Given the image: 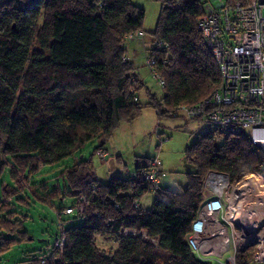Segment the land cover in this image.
Listing matches in <instances>:
<instances>
[{"label":"trees","instance_id":"1","mask_svg":"<svg viewBox=\"0 0 264 264\" xmlns=\"http://www.w3.org/2000/svg\"><path fill=\"white\" fill-rule=\"evenodd\" d=\"M160 2L146 47L164 80L157 97L125 59L126 36L143 30L146 13L131 0H0V251L29 238L28 215L16 207L40 201L56 207L58 236L65 241L45 254L21 251L27 264H211L187 236L212 172L230 179L246 171L264 175V152L246 130L211 126L196 134L183 152L193 170L185 172L186 185L178 190L152 188L143 177L157 158L149 156L136 157L132 174L112 175L107 183L97 178L90 158L62 170L63 189L32 182L42 165L93 139L96 154L106 152L113 131L143 108L159 119L180 116L179 105L196 104L216 88L218 67L198 28L208 2ZM161 42V49L154 48ZM143 88L147 102L138 97ZM149 189L156 194L144 208L138 200ZM66 195L72 203L54 205L55 197ZM67 208L82 219L79 224L63 225L60 215ZM96 237L114 239L116 249L99 247ZM253 251V245L238 251L236 264H252Z\"/></svg>","mask_w":264,"mask_h":264},{"label":"built area","instance_id":"2","mask_svg":"<svg viewBox=\"0 0 264 264\" xmlns=\"http://www.w3.org/2000/svg\"><path fill=\"white\" fill-rule=\"evenodd\" d=\"M213 1L215 7L205 4L198 28L217 64L219 80L207 97L196 104L179 105L177 110L186 119L202 120L232 132L246 130L253 144L264 152V0ZM144 36L145 32L138 29L127 34L126 41ZM163 44H154V48L161 49ZM145 62L162 87L164 80L153 66L155 59L147 55ZM97 154L104 156L105 152L98 149ZM159 162L158 158L151 161L152 168L143 176L153 189L160 184ZM205 187L213 196L206 199L193 221L187 236L191 248L201 258L217 256L219 261L230 252L222 262L236 264L238 251L253 245L252 264H264V175L246 171L230 179L214 171ZM71 212V208L64 210ZM122 232L134 233L129 228ZM142 236L146 237L144 232ZM64 241L58 236L54 244L61 248ZM39 263L45 264L43 259Z\"/></svg>","mask_w":264,"mask_h":264},{"label":"rangeland","instance_id":"3","mask_svg":"<svg viewBox=\"0 0 264 264\" xmlns=\"http://www.w3.org/2000/svg\"><path fill=\"white\" fill-rule=\"evenodd\" d=\"M131 1L146 11L143 20V30L146 33L147 42L149 41L148 32L154 29L157 22L156 19L160 12L161 2L160 0ZM206 1L215 7L216 1ZM138 39L133 42L130 40L127 44L128 46L135 45L138 48V54L142 55L141 59L143 61L144 50H142V44ZM141 72L144 73L145 69L142 68ZM145 77V85L150 88L151 93L154 92L157 97H160L163 91L155 78L148 74ZM140 100L143 102L148 101V94L145 89L140 91ZM141 114L137 120L131 123H121L113 131L111 138L103 146L106 150L104 157L96 154L95 149L98 146V141L93 139L86 142L74 154L64 157L61 161L50 165H42L32 177V182L37 185L45 184L48 188H52V185L56 183L60 189H63L62 170L79 159L90 158L91 167L95 171L97 178L107 183L112 175L128 176L129 172L134 170L136 157L149 156L152 158L157 157L161 162L158 167L161 170L159 178L162 187L174 190L184 187L186 185L185 172L193 170V166L186 163L185 155L183 154L184 149L191 144L196 134L207 131L211 125L202 120L186 119L181 113L180 116L159 119L150 107L143 108ZM155 194L154 190L149 189L138 202H140L142 207L146 208L151 205ZM204 194L205 199L213 196L212 191L208 187H205ZM73 200V197L66 195L63 198L55 197L53 202L56 206H67ZM16 209L20 214L28 215V219L24 222V229L29 232V239L13 245L8 252L17 254L18 251L35 250L33 253L45 254L47 249L54 245L58 236L59 217L56 215V207L42 204L40 201H33L29 206L21 203L19 208L16 207ZM60 217L65 227L79 224L82 220L74 214H61ZM96 238V243L99 247L106 243L107 248L116 249L117 244L114 239ZM227 255H230V252H227L221 258V261L217 259V256H211L209 261L211 264H223L222 260ZM20 258H24V256L21 257L20 255Z\"/></svg>","mask_w":264,"mask_h":264},{"label":"crops","instance_id":"4","mask_svg":"<svg viewBox=\"0 0 264 264\" xmlns=\"http://www.w3.org/2000/svg\"><path fill=\"white\" fill-rule=\"evenodd\" d=\"M135 39H132V41L131 42H133ZM149 40V39H148ZM138 41L139 42H141V44H142V50H144L143 52H144V62L142 61V59H141V57H142V55L139 53L138 54V52H139V50H138V48L135 46V45H132V46H128V44H127V42H130V40H127L126 42H125V46H126V57H127V60L128 59H131L132 61H133V63H134V65L135 66H137V69H136V71H137V73H138V76L139 77H142L143 79H145L146 77V74H148V75H150V71H149V66H147L146 65V62H145V58H146V47L148 46V41L146 42V38L144 37V38H139L138 39ZM129 51H131L130 53H129ZM142 52V53H143ZM141 60V61H140ZM140 66H142V67H140ZM142 68H144L145 69V72L144 73H142L141 72V69ZM144 89V88H143ZM146 91V90H145ZM146 93H147V91H146ZM138 97H139V100H140V92L138 93ZM152 109V108H151ZM143 110V109H142ZM141 110V111H142ZM153 110V109H152ZM154 112H155V114H156V111L155 110H153ZM142 115V114H141ZM140 115V116H141ZM157 115V114H156ZM139 116V117H140ZM138 117V118H139ZM158 117V116H157ZM138 118H136L135 120H137ZM135 120H133V121H135ZM105 154H106V152H105ZM105 156V155H104ZM159 159V158H158ZM160 161V160H159ZM134 172V170L133 171H131V172H129V174H132ZM161 182V181H160ZM140 203V202H139ZM29 239V238H28ZM11 248V247H10ZM9 251V248L8 249H3V250H1L0 251V264H27L26 262H25V256L23 255V253L20 251H16L17 252V254L14 252H8ZM20 255H21V257L22 256H24V258H20Z\"/></svg>","mask_w":264,"mask_h":264}]
</instances>
